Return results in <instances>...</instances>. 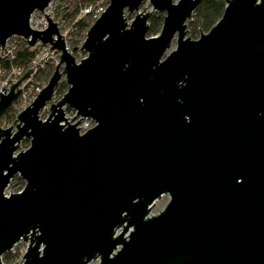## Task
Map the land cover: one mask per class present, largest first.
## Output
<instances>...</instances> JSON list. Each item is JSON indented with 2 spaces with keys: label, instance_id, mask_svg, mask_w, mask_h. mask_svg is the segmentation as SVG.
I'll return each mask as SVG.
<instances>
[{
  "label": "water",
  "instance_id": "water-1",
  "mask_svg": "<svg viewBox=\"0 0 264 264\" xmlns=\"http://www.w3.org/2000/svg\"><path fill=\"white\" fill-rule=\"evenodd\" d=\"M49 1L0 0V49L17 35L59 51L15 129L0 128V264L19 240L21 264H264V0H224L197 38L186 21L201 0H108L77 62L50 17L29 26ZM29 70L1 86L0 115ZM15 174L24 185L5 195Z\"/></svg>",
  "mask_w": 264,
  "mask_h": 264
},
{
  "label": "rangeland",
  "instance_id": "rangeland-1",
  "mask_svg": "<svg viewBox=\"0 0 264 264\" xmlns=\"http://www.w3.org/2000/svg\"><path fill=\"white\" fill-rule=\"evenodd\" d=\"M49 2L47 4V6L49 5ZM97 2H100V4L105 5V6L108 4V0H99ZM68 4H69L68 0H57V1L52 2L51 5L48 6V8H47V6L45 8L46 9H54L55 14L53 15V19L58 21L59 33H61L63 35V40H64V43H65V46H66L67 50L72 54V56L74 57L75 61L77 62L82 57H84L85 54H86V52L84 50H81L79 48V46L81 45V43H82V41H83V39L85 37V32L86 31L84 33L81 32L83 34H80L78 36L71 35V31H70L71 30L70 29L71 18L68 15H65V9L68 6ZM149 5H150V3H149L148 0H143L142 3L140 4L139 8H140V10L142 8L146 9ZM62 6H63V8H62ZM153 12H158V11H153ZM126 13L127 12L125 11V15H126ZM35 15H36L35 18H40V16H43L42 13H40V12H37ZM132 16H133V13L130 14V17H132ZM200 32H203V31L199 30V31H196L194 33L193 29H192V25L189 24L186 21V36H188L190 38H197ZM76 39H77V42L73 41V40H76ZM25 44L28 45L29 47H32L33 49L35 47V45H34L35 43L33 45H29L26 42ZM174 47H175V38H173V40H172V42L170 44V47L168 49H166L164 55L169 50L173 49ZM34 50L36 52L37 48L34 49ZM45 50H47V48L43 49L42 51L45 52ZM45 54H46V57H47V59H46V62H47L46 63V67L47 68H51L50 73H49V74H51V72L53 71L54 65L58 62L59 51L58 50H54V51L49 50ZM28 74H29V71H28L27 75L24 77V79L26 77H28ZM17 75L18 76L15 77V78L18 79L22 74H17ZM14 76L15 75L12 74V70L8 71V72H5V73L0 72V85H2V83L4 81H6V83L9 84L8 83L9 80L12 81V79H13L12 77H14ZM47 79L48 78L39 79L38 84L43 86L47 82ZM60 80H64L63 76H62V78ZM30 81L31 80H29L28 84L30 83ZM26 86H27V84H26ZM26 86H24L23 88L26 89ZM65 90H66V88L64 89V91ZM61 95H62V93L54 94V96L52 97V101H56L57 99L60 98ZM64 112H65L66 118H68V119L74 114V110L71 109V108H68V107L64 108ZM47 114H48V108L47 107H45V108H43V109H41L39 111V117L42 118V119H44L47 116ZM15 117L16 116L13 115V116L10 117V119H6L5 117L0 116V128H5V127H8V126H11L12 130H14L15 129V123L13 121H14ZM28 145H29V139L28 138H23L21 141L18 142V147L15 150L14 154H16L19 151H22V150L26 149L28 147ZM23 185H24V181L17 174H15V175H13L10 178V180L8 182V185L6 186V189L4 190V193L5 194H9V193H12V192L20 191V189L23 187ZM168 199H169V195L168 194L165 193V194L161 195L158 199H156L154 201V203H153V205H152V207L150 209L149 214H156L160 210H162L163 207L165 206V204L167 203ZM120 230H121V227L116 228L115 229V234L119 233ZM128 232L129 231H127L125 233V236H127ZM27 243H28V241L19 240L18 243H16V245H14L12 247V249H10V250H8L7 252L4 253L5 255L7 254V257H9V258H8V261H5L4 258L1 257V264H21V262H22V257L21 256H22L23 252L26 249ZM88 264H99V258L96 257V258L90 260L88 262Z\"/></svg>",
  "mask_w": 264,
  "mask_h": 264
},
{
  "label": "trees",
  "instance_id": "trees-1",
  "mask_svg": "<svg viewBox=\"0 0 264 264\" xmlns=\"http://www.w3.org/2000/svg\"><path fill=\"white\" fill-rule=\"evenodd\" d=\"M98 0H68V6L65 9V15L71 18V35L83 34L89 27V16L88 13H80V9L86 6H92ZM225 1L224 0H201L193 9L192 17L187 20L192 25L193 32L196 31H207L210 26L220 17ZM63 8V6H62ZM74 18V19H73ZM163 19V13L152 12L147 20V35H154L158 33ZM83 32V33H81ZM77 42L76 40H73ZM34 49L21 42L15 50V55L12 59L3 58L0 59L2 66L8 68L10 65H25L27 61L33 56ZM51 68L43 69L38 75V79H46L50 75ZM67 88V84L64 80H60L55 87V94L64 92ZM6 119H10L13 116L11 111V105L0 115ZM1 257L5 261H8L7 254H3Z\"/></svg>",
  "mask_w": 264,
  "mask_h": 264
},
{
  "label": "built area",
  "instance_id": "built-area-1",
  "mask_svg": "<svg viewBox=\"0 0 264 264\" xmlns=\"http://www.w3.org/2000/svg\"><path fill=\"white\" fill-rule=\"evenodd\" d=\"M54 1H57V0H50L48 6H50L51 3ZM96 2L92 6H86V7L80 9V13L81 12L82 13H84V12L88 13L89 25L99 16L100 12L106 7L105 5L100 4V2H97V3ZM48 6H47V8H48ZM37 12L42 13V15L44 13L46 16L51 17L50 19L52 21L56 22L57 27H58V31H59L58 21L53 19V15L55 14L54 9H46V8L43 9L42 11L34 10L30 14L28 22H29V26L32 29L41 30V29H44L46 26V20H45L44 15L40 16V18H35V16H36L35 14ZM70 29H71V27H70ZM62 37H63V35H62ZM21 42L26 43V40L24 38H22L21 36L12 35V36L8 37L5 40L3 47L0 49V59H3V58L12 59V57H14V55H15L16 48L20 45ZM34 45H35V47L34 46L33 47H34V49L37 48V51L35 52V50H34L33 56L27 61V63L25 65H13L12 64L8 68H6V67L2 66L0 63V72L5 73V72L12 70V74L15 75L14 77H12L13 78L12 81L9 80V82H8L9 84H7L6 81H4L2 83V85H4V87H9L10 83L17 80V78H15L18 76L17 74H23L27 68H30L28 77H26L24 80H22L20 82V84L18 85L19 92H18L16 98L14 99V101L11 103V111H12L13 115H15V116L17 115L18 112H20L25 106H27L32 101V99L36 96L38 91L43 87L42 85L38 84L39 79L37 78V75L43 69H45L46 63H47L46 62L47 57L45 54L46 52H44L42 50L45 48L48 49V47L50 45L49 44H42L40 41H36ZM54 50L55 49H53L51 51H54ZM29 80H31L32 82L30 81V83L28 84ZM26 84H27V86H26ZM2 85H0V88ZM24 86H26V89L23 88ZM51 101H52V99H51ZM67 120H70V119L67 118ZM71 122H73V121H71ZM92 125H93V121L90 118H83L82 121L77 126L79 127V132L82 133L87 128L91 127ZM5 195H8V194H5Z\"/></svg>",
  "mask_w": 264,
  "mask_h": 264
}]
</instances>
